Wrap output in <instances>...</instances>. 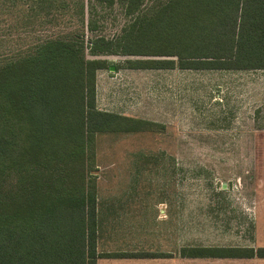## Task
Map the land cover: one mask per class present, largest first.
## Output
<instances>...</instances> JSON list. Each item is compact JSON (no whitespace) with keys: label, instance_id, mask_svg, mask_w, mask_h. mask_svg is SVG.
I'll return each mask as SVG.
<instances>
[{"label":"trees","instance_id":"16d2710c","mask_svg":"<svg viewBox=\"0 0 264 264\" xmlns=\"http://www.w3.org/2000/svg\"><path fill=\"white\" fill-rule=\"evenodd\" d=\"M130 20L111 38H57L0 67V264H96L98 134L148 124L96 106L89 55L140 56L130 68L264 69V0H97ZM85 46V47H84ZM142 126V127H143ZM182 257H264V249L188 246Z\"/></svg>","mask_w":264,"mask_h":264},{"label":"rangeland","instance_id":"374dc122","mask_svg":"<svg viewBox=\"0 0 264 264\" xmlns=\"http://www.w3.org/2000/svg\"><path fill=\"white\" fill-rule=\"evenodd\" d=\"M129 20L118 1L0 0V67L48 40L111 38ZM89 52L106 60L96 72L99 108L148 121L97 135L96 189L165 201L169 226L178 233L184 222L190 246L264 249V70L241 72L235 82L224 76L218 87L214 69L130 68L128 60L142 57ZM145 215L140 221L153 225V213ZM177 237L168 244L175 253ZM154 242L144 252L154 253Z\"/></svg>","mask_w":264,"mask_h":264},{"label":"crops","instance_id":"0c3cea01","mask_svg":"<svg viewBox=\"0 0 264 264\" xmlns=\"http://www.w3.org/2000/svg\"><path fill=\"white\" fill-rule=\"evenodd\" d=\"M178 68V67H177ZM157 69V68H156ZM167 70H175L174 68H159ZM182 69V68H179ZM101 70V69H99ZM190 70V69H182ZM197 70V69H196ZM212 70V69H211ZM216 77L215 84L222 87V77H230L232 82H235L241 72L251 70L237 69H214ZM264 70V69H258ZM99 73V71H96ZM225 73V74H224ZM100 75L102 73H99ZM174 86V78L171 80ZM231 82V85H232ZM222 91V90H220ZM222 93V92H220ZM219 93L218 99L222 101V95ZM98 88L96 85V106L98 109L108 112H114L109 109L99 108ZM119 113V112H118ZM121 114V113H119ZM124 115V114H123ZM127 185V184H124ZM98 186H107L98 184ZM122 186L118 184L108 185ZM97 216H98V236H97V251L101 253H135L144 252V248H150V243L154 246V253L164 254L155 257H98L96 264H264V257H182L180 253L172 251L168 244L173 243V240L179 235H182V243L177 244L178 250L182 247L190 246V233L188 226L182 222V228H179L178 233H175V227L169 226L167 205L162 200H150L143 195H122V194H105L106 191L97 190ZM123 193V190L120 191ZM152 205H147L148 203ZM134 203V204H133ZM148 206V207H146ZM145 213H153V225L151 220L144 219L140 221ZM139 220V222L137 221ZM143 224V225H142ZM142 227H146L145 235ZM146 242L144 243V239ZM178 238V237H177ZM173 239V240H172ZM171 240L172 242H170ZM180 241V239H179ZM169 242V243H168ZM200 246H222L216 244H206ZM233 247V245H228ZM157 248V249H156Z\"/></svg>","mask_w":264,"mask_h":264}]
</instances>
